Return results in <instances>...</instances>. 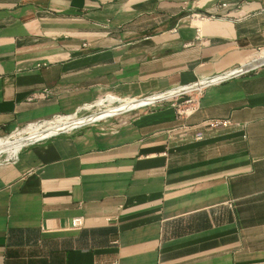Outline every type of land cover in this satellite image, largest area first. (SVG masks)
<instances>
[{"label": "crops", "instance_id": "0c3cea01", "mask_svg": "<svg viewBox=\"0 0 264 264\" xmlns=\"http://www.w3.org/2000/svg\"><path fill=\"white\" fill-rule=\"evenodd\" d=\"M258 50L264 0H0V129L192 85ZM258 67L200 87L190 114L182 91L0 162V264H264Z\"/></svg>", "mask_w": 264, "mask_h": 264}, {"label": "bare ground", "instance_id": "6f19581e", "mask_svg": "<svg viewBox=\"0 0 264 264\" xmlns=\"http://www.w3.org/2000/svg\"><path fill=\"white\" fill-rule=\"evenodd\" d=\"M263 61H264V55L260 57L259 59L252 61L248 65L249 67H251V69H253L259 64H261ZM245 66L247 65L246 64L244 66L242 65L241 67L236 68V70L231 71L228 74L224 73L219 76H215V77L203 80V81L196 82L192 85L179 87V88L172 89L164 93L153 94L147 97H143L141 99H138V98H127V99L123 98L122 99V98H118V97L110 95V96H107L105 99H101L99 100V102H97L99 105L100 104L107 105V110L99 114H91V115L84 116V117H77L76 116L77 114L75 113V114H71L65 117H58L53 120H47L40 124H29L27 125L25 129L23 128V130L16 131L12 133L11 135H8L5 137L0 136V155L3 153H6L8 155V158H12L16 155V153L21 148V146H23L24 144L28 142L34 141L42 137H46L54 132H58L61 130L65 131L66 129L68 130L69 128H72L78 124L81 125L82 123H87V122H91L94 120H98L102 118L106 113H115V112L124 111L130 108L146 105L152 101H155L161 98H166L174 94L180 93L182 91H188L191 89H199L200 87H203L206 84L216 82L229 75H235V74L244 72L242 70H245ZM115 102H117L118 104H116L115 106H109V104H113ZM88 107L90 106L87 105L86 108Z\"/></svg>", "mask_w": 264, "mask_h": 264}, {"label": "rangeland", "instance_id": "374dc122", "mask_svg": "<svg viewBox=\"0 0 264 264\" xmlns=\"http://www.w3.org/2000/svg\"><path fill=\"white\" fill-rule=\"evenodd\" d=\"M262 51L263 50H258V51H256L254 54H253V56L247 61V62H245V64L248 66H245V71H249V69L250 70H252L251 69V67H249V63H251L252 61H255V60H257V59H259L260 57H262L263 55H262ZM262 63H264V61L262 62ZM244 64V65H245ZM243 65V66H244ZM247 68V69H246ZM257 68H259V67H257ZM257 68H254L253 70H255V69H257ZM234 70H236V69H234ZM234 70H231V71H234ZM231 71H229V72H231ZM229 72H226V74H228ZM215 76H219V75H215ZM215 76H212V77H215ZM212 77H208V78H201L199 81H203V80H206V79H209V78H212ZM198 81V82H199ZM194 84V83H193ZM206 86V85H205ZM204 86V87H205ZM204 87H202V88H204ZM202 88H200L199 90L198 89H195V90H193V89H191V90H188V91H186V92H183V93H180L179 95H177L176 97H174L173 99H176V102H177V107L180 109V110H184L185 108H187L188 107V104H186L184 101H183V99H185L186 97H188V96H191V97H195L196 95H198L199 94V92H200V90L202 89ZM108 95H112V96H115L114 94H108ZM108 95H105L104 97H102V98H105V97H107ZM175 95V94H174ZM173 96V95H172ZM184 96H186L185 98H184ZM115 97H117V96H115ZM102 98H100V99H102ZM118 98H120V97H118ZM166 98H168V97H166ZM99 99V100H100ZM123 99V98H122ZM99 100H96L95 102H93L91 105H89L90 107H88V108H86V109H84V110H81L76 116L77 117H84V116H88V115H91V114H99V113H101V112H104V111H106L107 110V105L106 104H98L97 102H99ZM158 100H160V101H157V100H155V101H157V102H155V101H152V102H154L153 104H150V103H152V102H150V103H148V105L146 104L145 106H139V107H134V109L133 108H130V109H133V110H139V109H145V108H148V107H150V106H154V105H158V104H161V103H165L166 102V99H163V98H161V99H158ZM97 103V104H96ZM116 104H118L117 102H115V103H113V104H109V106H115ZM193 104H194V102H193ZM190 105V104H189ZM127 110H129V109H127ZM127 110H124V111H120V112H115V113H106L102 118H105V117H107V116H110V115H115V116H120V115H122V114H125V111H127ZM71 115V114H70ZM65 116H68V115H65ZM65 116H55V117H53V118H51V119H49V120H53V119H55V118H58V117H65ZM110 117H112V116H110ZM114 117V116H113ZM109 118V117H108ZM115 118V117H114ZM101 119V118H100ZM45 121H47V120H45ZM42 122H44V121H39V122H34V123H31V124H40V123H42ZM27 125H29V124H26V125H24V126H20V127H17V128H13V129H8V130H5V129H0V136L1 137H5V136H8V135H11L12 133H14V132H16V131H20V130H23V128L25 129L26 127H27ZM45 127V126H44ZM5 159H8V155L6 154V153H3V154H1L0 155V162H2V161H4Z\"/></svg>", "mask_w": 264, "mask_h": 264}, {"label": "built area", "instance_id": "2783aa9c", "mask_svg": "<svg viewBox=\"0 0 264 264\" xmlns=\"http://www.w3.org/2000/svg\"><path fill=\"white\" fill-rule=\"evenodd\" d=\"M228 6V3L226 1L224 2H220L219 7L220 8H226ZM197 16H199L198 14H196ZM195 16V15H194ZM186 104H188V107L185 108L184 110H178L179 113H186V114H190L193 112L194 107H193V97L188 96L185 100H183ZM190 104V105H189ZM203 132L201 130L196 131L193 134V138L196 140H199L203 137ZM84 226V219L82 217H77V218H73L72 222H71V227L73 229H79L82 228Z\"/></svg>", "mask_w": 264, "mask_h": 264}, {"label": "water", "instance_id": "95a60500", "mask_svg": "<svg viewBox=\"0 0 264 264\" xmlns=\"http://www.w3.org/2000/svg\"><path fill=\"white\" fill-rule=\"evenodd\" d=\"M262 64H264V63H261V64H259L258 66H260V65H262ZM257 66V67H258ZM83 124V123H82ZM78 125H80V124H78ZM77 126V125H76ZM37 140V139H36ZM35 141V140H34ZM31 142H33V141H31ZM29 143V142H28ZM27 144V143H26ZM25 145V144H24Z\"/></svg>", "mask_w": 264, "mask_h": 264}, {"label": "clouds", "instance_id": "9594fccd", "mask_svg": "<svg viewBox=\"0 0 264 264\" xmlns=\"http://www.w3.org/2000/svg\"><path fill=\"white\" fill-rule=\"evenodd\" d=\"M157 101H160V100H157Z\"/></svg>", "mask_w": 264, "mask_h": 264}]
</instances>
